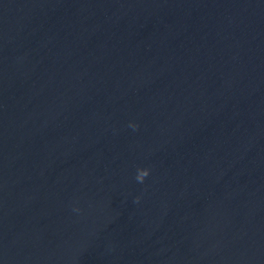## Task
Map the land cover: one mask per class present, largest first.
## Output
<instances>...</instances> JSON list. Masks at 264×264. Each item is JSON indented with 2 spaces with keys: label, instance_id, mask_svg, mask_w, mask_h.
<instances>
[{
  "label": "water",
  "instance_id": "1",
  "mask_svg": "<svg viewBox=\"0 0 264 264\" xmlns=\"http://www.w3.org/2000/svg\"><path fill=\"white\" fill-rule=\"evenodd\" d=\"M0 264H264V0H0Z\"/></svg>",
  "mask_w": 264,
  "mask_h": 264
}]
</instances>
